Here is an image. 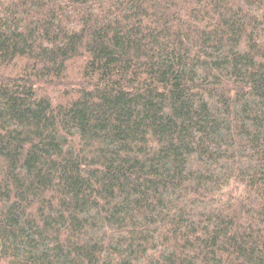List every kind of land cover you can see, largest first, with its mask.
Wrapping results in <instances>:
<instances>
[{"label": "trees", "instance_id": "trees-1", "mask_svg": "<svg viewBox=\"0 0 264 264\" xmlns=\"http://www.w3.org/2000/svg\"><path fill=\"white\" fill-rule=\"evenodd\" d=\"M0 264H264V0H0Z\"/></svg>", "mask_w": 264, "mask_h": 264}]
</instances>
